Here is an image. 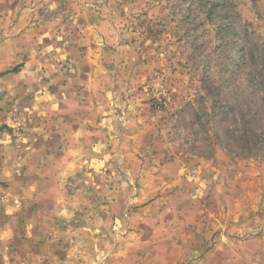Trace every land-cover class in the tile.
Returning a JSON list of instances; mask_svg holds the SVG:
<instances>
[{"label": "rangeland", "instance_id": "obj_1", "mask_svg": "<svg viewBox=\"0 0 264 264\" xmlns=\"http://www.w3.org/2000/svg\"><path fill=\"white\" fill-rule=\"evenodd\" d=\"M10 10L24 21L23 58L38 47L37 68L48 72L47 141L61 130L56 145L75 142L85 159L97 152L91 164L104 185L90 179L102 188L85 190V221L54 208L58 231L40 220V236L0 242V262L205 264L217 245L245 240L219 224L243 197H259L244 220L264 234V0H0V23ZM62 179L77 202L71 175ZM166 208H186L190 223L175 226ZM174 230L182 252L167 249Z\"/></svg>", "mask_w": 264, "mask_h": 264}, {"label": "crops", "instance_id": "obj_2", "mask_svg": "<svg viewBox=\"0 0 264 264\" xmlns=\"http://www.w3.org/2000/svg\"><path fill=\"white\" fill-rule=\"evenodd\" d=\"M5 16L4 21L0 23V35L2 34L0 36L1 243L16 235L27 236L26 233H29V236H40L42 232V230L38 232L40 220L46 221L47 227L49 223H52L54 226L53 231L56 233L58 229L53 222L56 218L60 220L62 218L55 216L54 208L62 210V213L66 215L77 214V219L85 221V215L82 214L84 212L82 210L87 204L85 190L102 188L97 183L93 186L90 179L95 178L99 184L104 185L96 173L97 167L94 168L91 164V162L97 160L99 156L96 155L97 152H89L92 156L89 154L85 159L83 157L85 152H79L81 147L78 149L75 142L70 145L64 143L62 148L61 144L56 145L57 138L61 139L64 134L61 130L52 133L54 138L47 141L48 135L43 132L42 125L44 120L49 118V114L54 113L51 98L53 90L49 86H45L47 80L42 82L43 79H46L48 72L43 74L37 68L40 61V58L36 55L38 47L33 48L35 49L34 56L28 59L23 58L28 36L23 32L24 21L21 15H14L10 10L5 13ZM4 36L6 37L5 40L2 39ZM15 119L19 121L25 131L20 141H14L9 135L10 129L15 126L13 121ZM39 125L40 127H38ZM63 141H65L64 138ZM82 146L85 147L83 144ZM69 174L72 180L68 179L67 183L70 184L69 187L72 188V192L78 190L73 197L77 202H71L72 196L64 192L66 186L62 183V177ZM81 176H83V180L79 179L80 183L78 184L77 178H81ZM87 176L88 179L84 178ZM260 180L261 177L256 178V182ZM98 195L94 199L95 211L93 218L95 222L101 224L104 219L102 204L104 194L98 193ZM111 195L115 197L114 202L118 205L117 207L123 208L126 205V201H122L121 197H118V192L114 191ZM76 196L78 197L75 198ZM258 198H256V201ZM246 201L244 197L237 200L236 203L234 200L230 201L232 214H229V211L225 214V210H223L222 220L219 223L222 224V228L230 226L229 234L244 233L246 235L245 240L232 245V248L230 247L232 243L230 241L219 244L221 247L217 245L211 249L212 252L217 253L216 260H209L205 264H264V234H259L260 226L253 230L254 225H251L250 221L244 220L247 213L254 209L253 207L257 209L262 204L258 201H252L249 205ZM72 204L78 205L79 212H75L73 209L75 206H71ZM184 204V202L181 203V205ZM147 209L148 213L151 210L154 211L151 204L147 206ZM164 211L166 213H172L173 211L175 226L178 224L183 228L185 223L190 221L184 219L185 216L182 213L186 211V208L176 209V214L174 209L166 208ZM194 212H198V209H195ZM211 213V216L215 214L214 211ZM199 218L200 216L197 214L191 215V220L197 227L201 224L199 222L197 225ZM207 221L208 226H215L214 221ZM77 229L86 231V228L81 226ZM99 229L101 228L97 227L94 231L96 232ZM14 231L20 232L16 233ZM166 237V246L171 253L172 247L175 250L179 247L177 250L182 252L183 245L182 243L178 244L177 239L179 238L175 230L172 234L167 233ZM63 249L66 253L69 252L68 255L71 254L69 245H65ZM194 249L196 251L200 250L198 240H196ZM20 251L23 252L22 249ZM132 252L130 250L127 253L129 259L133 257ZM32 254L34 253L31 252V256ZM127 262L129 263L128 260ZM66 263L64 262V264ZM0 264L11 263L4 261ZM13 264H39V261L21 260V262ZM165 264H171V258L166 259Z\"/></svg>", "mask_w": 264, "mask_h": 264}, {"label": "built area", "instance_id": "obj_3", "mask_svg": "<svg viewBox=\"0 0 264 264\" xmlns=\"http://www.w3.org/2000/svg\"><path fill=\"white\" fill-rule=\"evenodd\" d=\"M14 122L16 123L14 124L15 126L10 131V136L12 139H14V141H20L23 135L22 125L19 124L16 119L14 120Z\"/></svg>", "mask_w": 264, "mask_h": 264}]
</instances>
